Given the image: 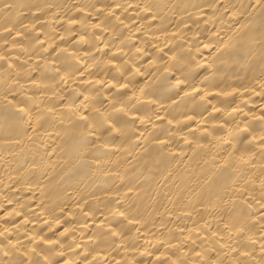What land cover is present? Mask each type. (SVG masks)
I'll return each mask as SVG.
<instances>
[{
	"label": "bare ground",
	"instance_id": "6f19581e",
	"mask_svg": "<svg viewBox=\"0 0 264 264\" xmlns=\"http://www.w3.org/2000/svg\"><path fill=\"white\" fill-rule=\"evenodd\" d=\"M0 264H264V0H0Z\"/></svg>",
	"mask_w": 264,
	"mask_h": 264
}]
</instances>
